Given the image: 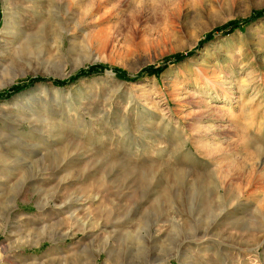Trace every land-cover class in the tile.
Masks as SVG:
<instances>
[{"label": "rangeland", "instance_id": "rangeland-1", "mask_svg": "<svg viewBox=\"0 0 264 264\" xmlns=\"http://www.w3.org/2000/svg\"><path fill=\"white\" fill-rule=\"evenodd\" d=\"M0 263L264 264V0H0Z\"/></svg>", "mask_w": 264, "mask_h": 264}, {"label": "trees", "instance_id": "trees-1", "mask_svg": "<svg viewBox=\"0 0 264 264\" xmlns=\"http://www.w3.org/2000/svg\"><path fill=\"white\" fill-rule=\"evenodd\" d=\"M97 67H91L90 69L86 70V71H82L80 72L77 76H81V75H85V74H89L91 72H93L94 70H96ZM65 82V81H64ZM59 83H62V82H59Z\"/></svg>", "mask_w": 264, "mask_h": 264}, {"label": "bare ground", "instance_id": "bare-ground-1", "mask_svg": "<svg viewBox=\"0 0 264 264\" xmlns=\"http://www.w3.org/2000/svg\"><path fill=\"white\" fill-rule=\"evenodd\" d=\"M163 1V0H162ZM165 2H171V0H165ZM6 19V18H5ZM5 21H7V20H5Z\"/></svg>", "mask_w": 264, "mask_h": 264}, {"label": "built area", "instance_id": "built-area-1", "mask_svg": "<svg viewBox=\"0 0 264 264\" xmlns=\"http://www.w3.org/2000/svg\"><path fill=\"white\" fill-rule=\"evenodd\" d=\"M1 264V263H0Z\"/></svg>", "mask_w": 264, "mask_h": 264}]
</instances>
